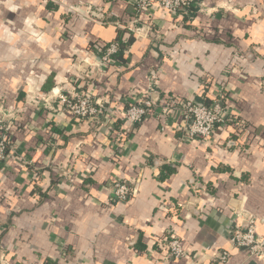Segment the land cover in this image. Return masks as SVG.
<instances>
[{"label": "crops", "instance_id": "1", "mask_svg": "<svg viewBox=\"0 0 264 264\" xmlns=\"http://www.w3.org/2000/svg\"><path fill=\"white\" fill-rule=\"evenodd\" d=\"M134 1L0 0V118L13 122L14 148L0 163V264H264L229 239L237 212L264 236V0L155 8L141 36ZM119 30L127 45L102 64ZM153 71L164 96L208 103L224 85L250 143L230 127L184 141L179 115L127 130L126 107ZM68 93L105 108L75 117L59 101ZM118 179L136 189L127 202L115 199ZM167 234L191 257L163 250Z\"/></svg>", "mask_w": 264, "mask_h": 264}, {"label": "built area", "instance_id": "2", "mask_svg": "<svg viewBox=\"0 0 264 264\" xmlns=\"http://www.w3.org/2000/svg\"><path fill=\"white\" fill-rule=\"evenodd\" d=\"M197 0H135L134 16L130 28L135 34H151L153 26L151 24L142 25V15L148 14L155 8L171 14L186 11ZM90 14L102 17L100 11L89 10ZM118 42H110L102 49L100 61L108 64L113 60V56L119 52ZM100 66V64H97ZM158 75L156 71L151 73L150 82L146 88L136 95L125 110V120L127 130L135 129L148 118L157 117L163 122L169 117L179 115L177 128L181 132V139L193 141L195 139H211L217 129L232 128L244 143H250L254 134L252 129L243 121L237 109L228 103V93L224 85L219 87L218 95L209 103L200 102L193 98H179L164 96L157 88ZM261 90L264 93V77L261 80ZM59 101L75 117L85 120H96L103 112L104 101L96 99L91 94H60ZM12 116V113L8 114ZM13 122L5 118H0V163L11 157L14 151L11 140V130ZM69 171L66 172V174ZM67 176V175H65ZM191 189L198 198L205 192L203 181L198 177H193L189 182ZM115 199L118 202L129 201L136 192L132 182L118 179L113 184ZM240 219V222H236ZM233 226L230 229L229 239L233 246L239 249H246L251 256L264 258V236L258 233L257 217L249 213H235L232 218ZM159 246L173 257H191L185 250L180 238L173 234H167L158 241ZM228 253L221 254L222 261H226Z\"/></svg>", "mask_w": 264, "mask_h": 264}, {"label": "trees", "instance_id": "3", "mask_svg": "<svg viewBox=\"0 0 264 264\" xmlns=\"http://www.w3.org/2000/svg\"><path fill=\"white\" fill-rule=\"evenodd\" d=\"M198 2L197 3H194L190 8H188L187 10H189V11H194V9L196 8H198ZM186 10V11H187ZM112 42H118L119 43V45H120V49H119V52L118 53H116L114 56H113V58L114 57H118V54H120L124 49H125V47H126V45L127 44H125L124 45V42H123V40H122V31L121 30H119V36L117 37V39H115L114 41H112ZM207 103V102H206ZM210 103V101L207 103V104H209Z\"/></svg>", "mask_w": 264, "mask_h": 264}]
</instances>
